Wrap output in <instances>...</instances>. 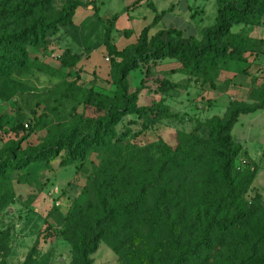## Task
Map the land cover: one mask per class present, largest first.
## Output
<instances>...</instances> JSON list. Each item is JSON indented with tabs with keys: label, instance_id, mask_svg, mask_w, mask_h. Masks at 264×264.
Wrapping results in <instances>:
<instances>
[{
	"label": "rangeland",
	"instance_id": "1",
	"mask_svg": "<svg viewBox=\"0 0 264 264\" xmlns=\"http://www.w3.org/2000/svg\"><path fill=\"white\" fill-rule=\"evenodd\" d=\"M67 1L51 0L44 12L56 19ZM84 1L85 6L78 9L88 18L94 14L92 0ZM21 25L22 22L13 21L8 29ZM252 27L251 34L264 39V19ZM93 31H97V36L92 35L86 42L84 36L91 33L89 27L77 32L60 27L36 47H25L29 59L20 67L7 59L16 52V42L0 41V264H7L11 255L12 264H69L72 215L78 206L96 202L99 173L108 162L127 160L134 165L143 161L146 167L156 166L170 157V148L175 150L201 140L191 154L198 160L191 176L187 179L180 169L173 174L174 185L188 193L193 187L201 188L212 172L214 143L207 122L216 116L224 118L233 102L254 104L264 94V54L259 44L254 51L245 53V61H222L219 76L211 83L209 75L197 77L189 69L188 74H171L172 67L181 65L171 58L141 62L129 74L130 90H139L138 105H152L162 111L158 122L146 127L148 119L127 114L116 126L119 138L108 146L88 151L84 160L63 164L62 150L48 163L39 161L33 153H45L43 150L70 128L78 127L82 132L99 117L97 110L84 100L87 90L93 88L109 96L117 90L112 62L114 57L121 58L111 56L104 44L88 51L90 43H101L104 33L100 27ZM118 41L121 44L120 38ZM248 73L253 74L251 86L233 81L238 74ZM168 79H178L179 86L169 94L161 93V85ZM231 133L240 148L238 159L247 155L256 164L244 200L252 214L251 226L256 224L262 233L259 255L264 264V108L241 114ZM9 154L17 159L31 157L29 166L6 170L4 160ZM193 237L195 233L191 234ZM91 258L92 264H121L107 239L99 242Z\"/></svg>",
	"mask_w": 264,
	"mask_h": 264
},
{
	"label": "trees",
	"instance_id": "2",
	"mask_svg": "<svg viewBox=\"0 0 264 264\" xmlns=\"http://www.w3.org/2000/svg\"><path fill=\"white\" fill-rule=\"evenodd\" d=\"M50 2L0 0V24L3 22L0 41L16 42V52L7 57L11 63L18 67L25 65L29 59L25 47H36L65 26L74 32L89 27L91 33L84 36L86 42L92 35L97 36L94 28H102L101 43H90L88 51L104 44L111 56L121 59L114 57L112 62L117 86L114 96L93 88L85 92V102L99 113L92 125H87L82 132L78 127L70 128L54 145L43 150L45 153H33L36 159L46 163L62 150H65L62 162L68 164L84 160L93 148L108 146L119 138L116 126L127 114L148 119L146 127L159 121L162 111L152 105H138L139 90H130L129 74L139 63L171 58L181 64L172 67L171 74H188L189 69L197 77L209 75L211 83L219 76L222 61H245V53L254 51L257 44L264 54V39L251 34L252 26L264 19V0H218L216 22L203 29L200 37L186 36L176 29L161 30L149 36L146 27L137 43L122 49L113 41L117 13L101 15L97 1L92 0L94 14L77 26L73 17L85 4L84 0H68L56 19L44 12ZM13 21L22 25L8 29ZM236 25L243 26L235 31ZM178 86L179 82L168 79L161 85V93L169 94ZM263 108L264 94L254 104L233 102L224 118L216 116L207 122L214 143L212 172L201 188H191L192 193L174 185L173 174L180 169L187 179L191 176L198 164L191 154L201 140L175 150L170 148V157L156 166L146 167L143 161L132 165L133 162L127 160L105 164L99 173L96 202L78 206L72 215L69 264H92L91 254L103 239H107L119 255L121 264H262L259 255L262 233L256 224L251 226L252 214L244 200V193L255 176L256 164L247 155L238 159L240 148L235 145L231 132L241 114ZM29 158L17 159L9 154L4 166L10 171L27 168ZM192 233H195L193 238ZM8 237L9 234L5 239Z\"/></svg>",
	"mask_w": 264,
	"mask_h": 264
},
{
	"label": "crops",
	"instance_id": "3",
	"mask_svg": "<svg viewBox=\"0 0 264 264\" xmlns=\"http://www.w3.org/2000/svg\"><path fill=\"white\" fill-rule=\"evenodd\" d=\"M97 3L101 15L118 14L113 31V41L118 48L137 43L146 27L149 28V36L161 30L176 29L186 36L200 37L203 29L215 24L218 13V0H98ZM88 8H91L90 5ZM86 17L81 9H77L73 20L81 23ZM236 26L238 31L243 25ZM91 60L94 65L96 56ZM171 80L178 82V79ZM233 81L251 86L253 74H238ZM12 256L7 264L13 263Z\"/></svg>",
	"mask_w": 264,
	"mask_h": 264
},
{
	"label": "built area",
	"instance_id": "4",
	"mask_svg": "<svg viewBox=\"0 0 264 264\" xmlns=\"http://www.w3.org/2000/svg\"><path fill=\"white\" fill-rule=\"evenodd\" d=\"M106 60H107V61H109V60H110V57H109V56H107V57H106Z\"/></svg>",
	"mask_w": 264,
	"mask_h": 264
}]
</instances>
